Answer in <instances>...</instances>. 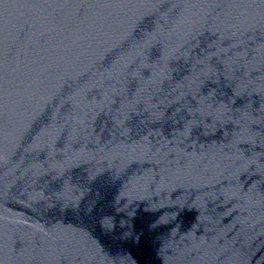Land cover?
I'll return each mask as SVG.
<instances>
[{"label":"water","instance_id":"obj_1","mask_svg":"<svg viewBox=\"0 0 264 264\" xmlns=\"http://www.w3.org/2000/svg\"><path fill=\"white\" fill-rule=\"evenodd\" d=\"M0 264H264V0H0Z\"/></svg>","mask_w":264,"mask_h":264}]
</instances>
